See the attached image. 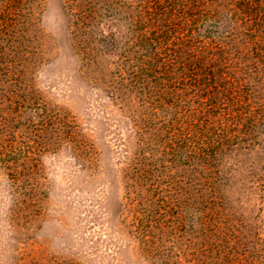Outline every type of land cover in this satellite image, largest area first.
<instances>
[{
    "label": "rangeland",
    "instance_id": "obj_1",
    "mask_svg": "<svg viewBox=\"0 0 264 264\" xmlns=\"http://www.w3.org/2000/svg\"><path fill=\"white\" fill-rule=\"evenodd\" d=\"M28 4L26 34L9 24L3 46L0 264H264L261 148L229 160L220 208L211 212L206 195L200 217L189 209L187 180L172 172L177 190L160 185L152 199L167 210L165 234L156 233V252L144 250L138 231L147 220L138 221L139 199L127 198L124 178L137 148L136 106L84 77L63 0H40L33 38ZM34 91L39 109L28 100Z\"/></svg>",
    "mask_w": 264,
    "mask_h": 264
},
{
    "label": "trees",
    "instance_id": "obj_2",
    "mask_svg": "<svg viewBox=\"0 0 264 264\" xmlns=\"http://www.w3.org/2000/svg\"><path fill=\"white\" fill-rule=\"evenodd\" d=\"M28 3L33 38L40 0ZM63 5L84 77L112 101L136 106L130 120L137 148L125 170V190L132 203L139 199L132 206L140 209L138 221L148 222L138 236L152 254L157 237L165 234L161 217L167 213L152 199L160 185L177 190L181 181L170 180L172 172L187 180L189 209L200 217L206 195L211 212L220 208L229 160L240 151L264 149V0H63ZM9 24L26 34V0H0L5 77ZM31 94L28 100L39 109V94Z\"/></svg>",
    "mask_w": 264,
    "mask_h": 264
}]
</instances>
